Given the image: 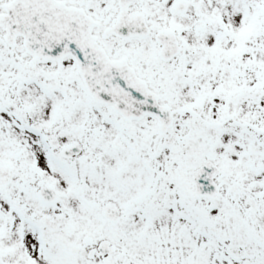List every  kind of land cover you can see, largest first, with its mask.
I'll use <instances>...</instances> for the list:
<instances>
[{
	"label": "snow or ice",
	"instance_id": "snow-or-ice-1",
	"mask_svg": "<svg viewBox=\"0 0 264 264\" xmlns=\"http://www.w3.org/2000/svg\"><path fill=\"white\" fill-rule=\"evenodd\" d=\"M0 264H264V0H0Z\"/></svg>",
	"mask_w": 264,
	"mask_h": 264
}]
</instances>
